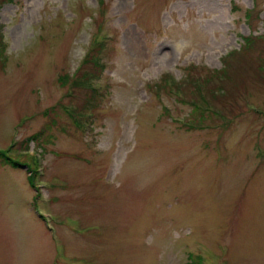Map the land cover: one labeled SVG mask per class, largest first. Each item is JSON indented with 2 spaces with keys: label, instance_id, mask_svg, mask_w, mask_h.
Listing matches in <instances>:
<instances>
[{
  "label": "rangeland",
  "instance_id": "1",
  "mask_svg": "<svg viewBox=\"0 0 264 264\" xmlns=\"http://www.w3.org/2000/svg\"><path fill=\"white\" fill-rule=\"evenodd\" d=\"M0 153V264H264V0L0 5Z\"/></svg>",
  "mask_w": 264,
  "mask_h": 264
},
{
  "label": "trees",
  "instance_id": "2",
  "mask_svg": "<svg viewBox=\"0 0 264 264\" xmlns=\"http://www.w3.org/2000/svg\"><path fill=\"white\" fill-rule=\"evenodd\" d=\"M13 0H0V5H3V4H5V3H8V2H12ZM104 43H105V36H103L102 35V37H101V39H100V41L97 43V47L102 51L103 50V46H104ZM98 49V50H99ZM87 63V64H86ZM85 64H86V73H90L91 75H94V76H84V80H85V85H86V87L88 88V92H87V96L89 95V94H96V95H98L99 94V89L98 88H96V87H94L93 86V82H95V81H97V80H99L100 78V76H101V73H102V71H103V68L102 67H104V65H105V60H104V58L103 57H100V55L99 56H95V57H93V59H88L86 62H85ZM98 76V77H97ZM206 76V75H205ZM168 81H165L164 80V86H166V83H167ZM193 82H197V80H195V81H193ZM158 83V81H156L155 82V84H157ZM186 82L184 81V80H182V82H181V80H180V87L178 88V89H180V90H176V92L177 93H181V90L183 91H185V92H193V89H195V88H193V87H190L188 84H185ZM168 84V83H167ZM176 84V83H175ZM179 84V83H178ZM178 84H176V85H178ZM171 86H172V84H171ZM172 90V89H171ZM70 92H73L72 90H69ZM173 91V90H172ZM183 93V92H182ZM181 93V94H182ZM197 96L199 95L198 93L196 94ZM183 96H186L184 93H183ZM90 97V96H89ZM196 104H199V103H196ZM70 109V108H69ZM196 109V107H195V105H194V110ZM64 111L65 112H68L69 110H68V108H66V109H64ZM92 115V113L91 112H89V113H85L84 114V118L85 119H83L84 121L83 122H81V126H82V128L84 129V126H85V123L87 122V118H89L90 116ZM0 155H1V157L4 159V161L8 164V165H10V166H12V167H14V168H16V167H19L20 166V162L19 161H17L16 159H11V157H9V156H5V154L4 153H0ZM32 185L34 186V187H36L35 186V184H34V178L32 179Z\"/></svg>",
  "mask_w": 264,
  "mask_h": 264
}]
</instances>
